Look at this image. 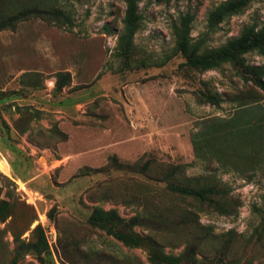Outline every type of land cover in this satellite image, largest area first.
Here are the masks:
<instances>
[{
  "label": "rangeland",
  "instance_id": "rangeland-1",
  "mask_svg": "<svg viewBox=\"0 0 264 264\" xmlns=\"http://www.w3.org/2000/svg\"><path fill=\"white\" fill-rule=\"evenodd\" d=\"M240 1L139 0L129 35L125 0H0V264H264V0ZM253 27L209 70L175 34L201 56Z\"/></svg>",
  "mask_w": 264,
  "mask_h": 264
},
{
  "label": "trees",
  "instance_id": "trees-1",
  "mask_svg": "<svg viewBox=\"0 0 264 264\" xmlns=\"http://www.w3.org/2000/svg\"><path fill=\"white\" fill-rule=\"evenodd\" d=\"M126 1V28L129 35H133L137 29L139 24V12H138V3L139 0H125ZM245 0H241L240 4H244ZM239 5H231V11L237 10ZM191 22L190 17L187 15L182 18V26L184 29H188V26ZM255 28H249L243 34V37L239 40L230 42L225 48H221L217 52L213 54H202L201 56H196L199 47H195L192 51H190V43L187 39V31L179 32L176 31V37L178 38V47L179 50L185 55L191 53L188 57L187 63L192 66L200 67L205 70L213 69L217 66L219 62H224L228 60L236 61L238 59V55L243 54L249 51L251 48L258 46L259 37L254 36ZM198 48V49H197ZM264 74V70L261 68L253 69L251 72L252 79L251 82L256 85L260 90L264 92V81L259 77L260 74ZM149 163L148 165H150ZM125 167V171H134L135 166L127 165ZM135 172V171H134ZM171 174L167 175L168 185H172L170 182L172 180ZM167 182V181H166ZM181 194L187 195L190 197H195L199 200H205L209 195L214 194V190L210 187H205L202 189H190V188H182L178 190ZM89 222L92 225H100L102 227L107 228L109 232L121 240L126 244H130L133 246L139 245L138 237H130L129 235L123 233L120 228H122V223L120 219H118L114 212H104L102 210H94L89 216ZM40 242L42 243V249L40 250L38 246L33 245L32 249L41 255L44 252H48L47 243L43 233L40 234ZM158 264H177L176 260L171 257H165L164 260L156 259Z\"/></svg>",
  "mask_w": 264,
  "mask_h": 264
}]
</instances>
